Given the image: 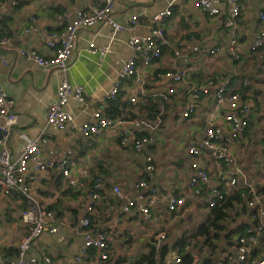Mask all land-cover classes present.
Wrapping results in <instances>:
<instances>
[{
    "label": "crops",
    "instance_id": "0c3cea01",
    "mask_svg": "<svg viewBox=\"0 0 264 264\" xmlns=\"http://www.w3.org/2000/svg\"><path fill=\"white\" fill-rule=\"evenodd\" d=\"M102 4L103 0H0V38H11L10 46L0 47V86L15 100L18 114L10 139L11 152L14 157L19 156L26 140L36 138L46 128L51 136L48 145L42 148L43 158L57 163L65 158L71 161L68 176L58 169H48L39 173L32 183L35 195L53 211L54 218H48L47 223L56 226L57 232H45L37 238L26 251V257H36L41 264H46L45 256L51 258L47 264L71 261L84 242L79 220L86 214L90 191L99 176L103 181V196L95 206L92 222L95 228L107 227L110 257L104 261L98 251L92 252L91 258L82 264H139L145 256H153L155 264H162L176 253L198 258L201 264H235L237 237L257 224L252 215L258 210L247 205L243 198L242 202L238 201L240 191L247 187L241 179L231 186L229 177L238 168L244 170L249 181L264 195V138L256 136L260 118L264 117V55L252 50L256 33L262 28L259 12L264 10V0H241V14L232 28L223 25V20L230 16L228 0H215L220 10L217 16H209L194 4L184 5L177 0H118L113 16L120 23L138 16L135 35L148 34L153 16L173 4V16L161 24L172 47L166 48L153 64H139L137 74L123 85L117 99L109 102L103 98L118 77L121 63L135 55L127 44L132 36L129 31L114 32L105 23L81 30L66 72L13 55L15 48H25L45 57L53 56L55 50L46 42L48 34L64 31L77 10L95 12ZM32 17L35 30L30 29ZM234 38L239 42L240 59L231 50ZM91 43L108 46L110 52L93 53L89 49ZM177 49L179 56L174 54ZM168 71H183L185 75L176 82L164 75ZM64 76L71 83L84 86L88 98L86 103L70 101L67 109L73 114L76 127L68 125L61 130L48 125L47 115ZM225 82L229 83L228 94H243L251 105L247 131L229 143V162L218 160L214 150L205 149L200 155L189 152V148L206 137L209 120L221 127L224 134L228 133L224 114L231 107L227 101L217 107L215 100L216 90ZM171 88L174 92L166 101L152 97ZM195 89L200 90L198 100L194 98ZM133 96L138 97L137 102H131ZM113 104L120 112L116 116L155 124L160 118V128L126 123L124 129L129 132L126 144L110 130L86 137L81 125L99 109L111 115L109 109ZM191 105H195V110L185 116ZM141 132L153 135L154 141L139 153L134 149L133 136ZM250 147L255 148L251 154ZM148 155L154 158L153 172L147 169ZM195 162L211 176L209 184L201 183L204 193L200 196L191 185ZM142 180L158 189L183 195L185 204L170 211L167 200H159L151 207L154 217L150 219L137 208L125 211L128 200L147 193L138 186ZM115 186L122 188L125 197L114 192ZM212 186H225L230 200L223 203H226L225 214L217 225H211L207 234L200 235L199 227L213 216L209 203ZM261 205L263 210L258 218H264V201ZM26 207L19 192L13 190L6 195L0 186V264H9L19 257L18 242L30 229L22 217ZM199 218H204V222H199ZM180 220L184 221L183 230L179 227ZM160 234H165L161 240ZM184 238L188 240L185 245L190 246V253L180 245ZM202 239L205 240L200 242ZM252 248L254 256L264 258V229Z\"/></svg>",
    "mask_w": 264,
    "mask_h": 264
},
{
    "label": "built area",
    "instance_id": "2783aa9c",
    "mask_svg": "<svg viewBox=\"0 0 264 264\" xmlns=\"http://www.w3.org/2000/svg\"><path fill=\"white\" fill-rule=\"evenodd\" d=\"M118 0H103V4L95 12H89L84 9H79L75 12L71 19H69L64 31L61 33H51L47 36V45L49 48L55 50V54L51 57H45L35 50L25 48H15L13 51L15 56H24L27 59H32L36 63L48 68H59L66 72L68 68L69 57L76 46L79 32L84 29L94 28L101 24L110 25L114 32L129 31L132 36L127 44L133 50L135 55L129 57L121 63V69L118 77L113 81L111 87L103 98L104 102L116 100L123 85L128 82L138 72L139 64L149 66L155 61L159 60L166 48L172 47V42L168 37L166 28L161 24L173 16V4L169 5L164 11L155 14L152 18V26L150 32L146 35H135L133 32L137 28L139 22L138 16L129 18L125 23L118 22L114 16L113 11ZM184 5L190 3L200 8L203 13L209 16H217L220 14L215 0H177ZM230 5V16L223 20L225 27L232 28L235 24V19L241 14V0H228ZM259 18L262 22L260 28L255 36L252 50L264 55V10L259 12ZM35 18L32 17V24L30 29L35 30ZM11 45V38H0V47L6 48ZM90 51L99 52L105 55L110 52L108 46H96L91 43ZM231 50L237 59H240L239 42L236 38L232 40ZM11 55V53H8ZM6 54L3 61L6 63ZM175 56L180 55V50L174 52ZM167 77L173 78L174 81L179 82L183 79L185 72L168 71L164 74ZM144 86V83H143ZM229 83L221 84L216 90V106H221L224 102H228L231 111L224 114V119L228 124V133L224 134V130L216 126L213 121L209 120L206 137L199 144L189 148L190 154L200 155L205 149L214 150L216 158L225 162L231 161L229 153V143L240 137L247 131L248 121L247 115L250 112L251 105L245 101L243 94L238 92L228 94ZM194 98L200 99V90L195 89ZM208 92V90H204ZM174 89L171 88L166 93H156L152 97L155 100L166 101L169 99ZM143 94L144 91H141ZM145 94V93H144ZM87 94L85 87L80 84L71 83L66 76L61 80L56 100L49 106L47 123L48 125H56L59 129L64 130L68 125L76 127L73 114L67 109V105L71 100H76L81 103L87 102ZM138 97L133 96L131 102H137ZM195 110V105H191L184 113L189 116ZM0 186L4 194H9L15 190L19 192L25 199L27 204L26 209L22 212L23 220L30 224L29 231L18 242V259L12 260L9 264H41L36 257H26V251L31 244L45 232L55 233L57 227L47 223L48 218H54L52 210L47 208L38 197L35 195L32 188V183L36 180L39 173L47 171L48 169H58L65 176L70 174L71 161L65 158L58 163L52 160H45L42 156L43 147H46L50 141L51 134L45 128L41 133L33 139H27L21 154L14 157L10 149V139L14 126L18 121V114L15 111V100L11 98L4 87L0 86ZM126 123H132L136 127H148L151 129H159L162 123L158 118L156 124L147 120L128 121L119 116H111L103 114L100 109L97 110L90 120L84 122L80 130L86 137H94L102 134L105 130H110L113 134L120 137L121 143L126 144L129 140V132L124 129ZM134 149L137 152H143L147 144L154 141L153 135H146L140 133L133 136ZM220 140L222 143H220ZM231 154V153H230ZM149 172L156 169L154 158L152 155L147 156ZM195 174L191 179V185L195 189L197 195H203V184H209L210 174L198 162L193 164ZM239 179L243 181L247 189L240 191L241 198L246 200L247 205L256 208L258 211L253 214V218L257 219V224L246 228L245 232L237 237V256L235 264H264V258L254 256L252 251L257 244L258 235L264 229V218H258L259 212L263 209L261 202L264 201V195L260 192L258 186L249 181L246 172L240 168L236 169L235 173L229 177L228 183L231 186L238 184ZM138 186L145 188L147 193L139 195L135 200H128L125 206V211H130L131 208H137L148 219L154 217L151 207H153L159 200H167L168 209L176 211L179 206L184 205L186 198L165 189H158L150 186L145 180H142ZM103 190V181L101 177H96L92 190L90 191V200L86 205V214L79 220L80 228L83 234L84 242L79 252L71 259L68 264H82L91 258V249L96 248L102 260H108L110 257V249L108 245L107 227L102 226L95 228L92 222V214L95 211V206L99 199H101ZM211 199L210 206L215 207L225 202L229 196L228 189L224 186H212L210 188ZM114 192L121 198L125 197L124 192L120 186L114 187ZM146 200V202H144ZM165 237V234L159 235V240ZM183 250L190 253L189 245H185ZM191 256V255H190ZM193 256H191L192 258ZM185 257L176 253L171 257H167L162 264H182ZM51 258L44 257V263H50ZM188 264H201V261L194 257Z\"/></svg>",
    "mask_w": 264,
    "mask_h": 264
},
{
    "label": "trees",
    "instance_id": "16d2710c",
    "mask_svg": "<svg viewBox=\"0 0 264 264\" xmlns=\"http://www.w3.org/2000/svg\"><path fill=\"white\" fill-rule=\"evenodd\" d=\"M109 112H110L111 115H114V116L119 115V113H120L118 108H117V106L115 104H113L111 106V108L109 109ZM260 192L263 193L262 190H260ZM237 199L240 202L243 201V199L241 198L240 195H239V197H237ZM229 200H230V198L227 201H229ZM223 203L218 205V206L212 207L213 216H209V218L200 226L199 234H201V233L207 234L209 232L210 226L211 225H217L218 220L221 219L224 216V214H225V212H224L225 206H223V205H226V203L225 204H223ZM91 218H92V216H91ZM187 242H188V240L186 238L181 239L180 245L182 247H184ZM92 252L97 253V249L96 248L91 249V253ZM144 260L147 261V264H155V260H154L153 256H148V257L145 256L138 263L141 264L142 261H144ZM191 260H192V258L189 255L185 256V260H184V262L182 264H188L189 262H191Z\"/></svg>",
    "mask_w": 264,
    "mask_h": 264
},
{
    "label": "rangeland",
    "instance_id": "374dc122",
    "mask_svg": "<svg viewBox=\"0 0 264 264\" xmlns=\"http://www.w3.org/2000/svg\"><path fill=\"white\" fill-rule=\"evenodd\" d=\"M262 119V120H261ZM260 120H261V122L259 123V130H257V133H256V136L257 137H261V138H264V117L263 118H260ZM255 150V148H248V153H250L251 154V152L252 151H254ZM240 161H241V156H240ZM198 220V219H197ZM184 221H186V219L184 220ZM184 221H179L178 223H179V227H180V229L181 230H183L184 228V226H183V222ZM199 222H204V218H202L201 220H200V218H199ZM200 223V224H201ZM167 227V226H166ZM200 228V227H199ZM166 229V231H168L169 230V228H165ZM173 233H176V234H179L178 232H176V231H173ZM198 233H199V231H198ZM197 233V234H198ZM201 233V232H200ZM203 233H201L200 235H202ZM205 239H202V240H199L200 242H203Z\"/></svg>",
    "mask_w": 264,
    "mask_h": 264
}]
</instances>
